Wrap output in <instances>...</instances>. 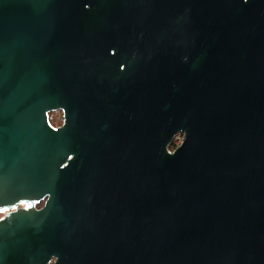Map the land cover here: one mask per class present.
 I'll return each mask as SVG.
<instances>
[{"label": "water", "instance_id": "1", "mask_svg": "<svg viewBox=\"0 0 264 264\" xmlns=\"http://www.w3.org/2000/svg\"><path fill=\"white\" fill-rule=\"evenodd\" d=\"M19 202L0 264H264V0H0Z\"/></svg>", "mask_w": 264, "mask_h": 264}, {"label": "flooded vegetation", "instance_id": "2", "mask_svg": "<svg viewBox=\"0 0 264 264\" xmlns=\"http://www.w3.org/2000/svg\"><path fill=\"white\" fill-rule=\"evenodd\" d=\"M48 120H49L50 126L54 128H59L64 123V120H65L64 113L61 110L50 112L48 114ZM46 199H47V196H45L43 199L37 202L35 204V208L41 209L44 206ZM25 207H26V204L24 202H19L18 205L16 207H13L11 210L5 209V210L0 211V220L6 218V216L8 215L10 211L15 212L18 208H25ZM55 262H56V258L54 256H51V258L45 264H54Z\"/></svg>", "mask_w": 264, "mask_h": 264}, {"label": "rangeland", "instance_id": "3", "mask_svg": "<svg viewBox=\"0 0 264 264\" xmlns=\"http://www.w3.org/2000/svg\"><path fill=\"white\" fill-rule=\"evenodd\" d=\"M181 140H182V134H177L176 135V138L174 139V148L179 145V143L181 142ZM169 150H171V149H169Z\"/></svg>", "mask_w": 264, "mask_h": 264}, {"label": "trees", "instance_id": "4", "mask_svg": "<svg viewBox=\"0 0 264 264\" xmlns=\"http://www.w3.org/2000/svg\"><path fill=\"white\" fill-rule=\"evenodd\" d=\"M169 149H171V150L174 149V142L169 146Z\"/></svg>", "mask_w": 264, "mask_h": 264}]
</instances>
